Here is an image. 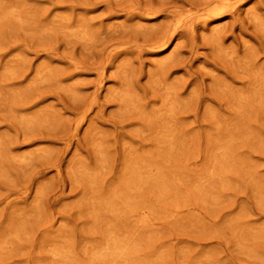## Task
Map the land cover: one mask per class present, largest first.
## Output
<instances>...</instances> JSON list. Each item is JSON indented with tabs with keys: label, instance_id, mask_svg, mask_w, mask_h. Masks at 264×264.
Instances as JSON below:
<instances>
[{
	"label": "rangeland",
	"instance_id": "obj_1",
	"mask_svg": "<svg viewBox=\"0 0 264 264\" xmlns=\"http://www.w3.org/2000/svg\"><path fill=\"white\" fill-rule=\"evenodd\" d=\"M0 264H264V0H0Z\"/></svg>",
	"mask_w": 264,
	"mask_h": 264
}]
</instances>
